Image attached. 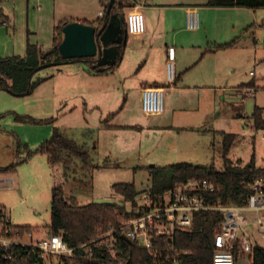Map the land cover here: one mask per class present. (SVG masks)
<instances>
[{"label":"rangeland","instance_id":"rangeland-1","mask_svg":"<svg viewBox=\"0 0 264 264\" xmlns=\"http://www.w3.org/2000/svg\"><path fill=\"white\" fill-rule=\"evenodd\" d=\"M125 1L126 4H132L130 0ZM206 10H208L207 7L199 10L201 20L202 14ZM253 11L254 16H252L251 11L247 10L233 13L232 11L218 9L213 11V14L212 11H209L212 18L207 26L208 37L213 38L215 35L220 40L228 39L229 37L234 39L236 44L232 48H225L209 54L205 60L201 61L200 68L211 69L217 66L218 69H222L219 72L221 76H218V78L223 79L222 87L225 84L253 82L255 89H242L241 99L246 98V100L236 111L230 108L228 104L225 105V95L220 90L215 94L212 91L206 92L202 96L204 103L201 105V110L203 106L209 113L207 114L209 116L207 118L209 125L205 124L204 128H208L210 131L212 129L220 131L213 133L208 131L205 136L206 141L202 140L204 135L202 134L201 136V133L191 134L187 132L178 135L173 130L169 134V129L165 130L166 128H163L161 133L158 134L156 130L149 132L150 135L146 141L147 131H143L138 125H144L147 120L139 109L136 89L131 87L130 84L135 79L132 78L133 76L124 78V58L119 60L118 68L115 72H108L104 77H99L101 80L100 84L107 89L106 94L97 100L99 108L89 105L86 108L87 111H85L84 107L80 106L73 114L66 109H61L62 112L60 113H62V116L60 121H56L54 126L62 134L85 146L94 162L99 165L101 163L106 165V167H101V169H82L79 165H75L77 167L75 173H71L64 183V195L66 197L72 196L78 204L85 205L91 202L119 201V196L114 194L111 188L115 183H133L138 191L143 190L144 187L151 186V175L146 168L137 169L135 165H137L138 161H143V163H147L146 166L148 167L152 164L153 153L158 156L159 150L167 147V152L172 156V159H176L175 163L186 162L203 166L213 165L217 170H220L223 168L221 131L234 133L238 136L228 154L233 163H248L252 155H254L255 164L264 166V129L253 131L250 129L248 122V120H252V113L255 107L262 109V118L264 120V9ZM233 17L236 21L233 20ZM253 17H255L259 26L254 24ZM230 20L237 23H235L234 29L230 30V35L228 36V33L223 31V25H227V23L231 22ZM205 27L206 25L202 26L200 34L205 31ZM22 29V24H17L13 36L19 38ZM191 33L187 30L185 31L186 35H191ZM41 37L44 40V35H41ZM31 39L34 41V37H31ZM209 40L211 41L209 48L212 49L215 46V42H212L210 38ZM204 45L207 46L206 44ZM51 68L39 71V75H42L43 72L46 73ZM195 70L201 69L195 67L190 72L193 73ZM250 71L255 74L253 77L249 75ZM124 83L127 84L128 88L127 96L124 95ZM247 90H252L254 96H248L246 94ZM235 96L238 97L236 94ZM29 98L28 95L17 97L6 91H0V166H7L14 162L17 152H22L21 156L25 155L23 147H20L18 151L17 141L22 146L27 145L30 150H34L51 135L52 126L50 124L19 122L15 120V114L29 115L33 118L35 117V119L52 116L59 117L58 108H52L49 111L45 110L40 103L34 104L28 101ZM212 99L215 101L211 102ZM221 107L224 108V116L220 120L217 115L219 117L222 112ZM200 112L198 111V113ZM236 113H239L244 118H234L233 116ZM37 114L41 117L34 116ZM108 114L114 115L103 123L112 125V127H103L101 129V121ZM211 115H213V119ZM86 126L90 128L93 134L96 135L97 133L104 136L100 137L102 139L100 143L101 149L106 145V149H111L113 152L124 153L133 150L140 152V155L144 157L139 160L140 158L134 155L135 165L132 164L133 160L129 157L117 160L109 159V161L104 163V158L97 157V154L91 152L92 146L88 139L84 137L87 129L84 130V133L82 130ZM156 134L157 137L159 136L157 140L160 139L161 142L159 147H157L158 150L153 148ZM0 180V206L4 208L5 219L14 225L37 226L39 229L36 234L37 237L38 235H44V229L50 221L52 184L46 156L36 155L30 165H24L15 173L0 174ZM246 215L255 223V213ZM247 229L252 231L256 227L252 224ZM36 235L33 236L35 237ZM34 237L33 239H35ZM45 262V264H59V257L51 254L47 255ZM235 264H251L249 254L244 253L243 257L239 256Z\"/></svg>","mask_w":264,"mask_h":264},{"label":"crops","instance_id":"crops-1","mask_svg":"<svg viewBox=\"0 0 264 264\" xmlns=\"http://www.w3.org/2000/svg\"><path fill=\"white\" fill-rule=\"evenodd\" d=\"M130 1L132 2V6L125 12L126 43L123 46V53L120 60L124 58V78L133 76L132 78L135 79L130 84L131 87L136 89L138 94L137 103L139 104L140 111L139 96L142 88L152 85L166 87L164 111L159 115L146 116L143 114L147 121L144 125L140 124L138 127L143 129V131H147L148 135H146V141L149 138V132L151 133L156 130L158 134L161 133L163 128H166L165 130L169 129V134H171L173 130H175V133L178 135L187 132L191 134L201 133V136L202 134L204 135L202 140L206 141L207 139L205 136L208 134V131L212 133L220 131L214 129L210 131L208 128H204L205 124L209 125L207 121L209 117L207 114L209 113L203 106V111L201 110V105L204 103L202 96L206 92L212 91L215 94L220 90V92L225 95V105L228 104L230 108L236 111L246 100V98L242 100L240 96L244 88L255 89L253 82H238L230 85L225 84L222 87L221 84L223 79L218 78V76H221L219 72H221L222 69H218L217 66L211 69L200 68L201 61L205 60L209 54L225 49L224 47H218L219 45L228 44L233 41L231 46L226 47L232 48L233 45L236 44L234 43V39H230L229 37L224 40L218 39L215 35L213 38L208 37L207 26L212 18L209 11H212L213 14V11H217L218 9L232 11L233 13L247 10L251 11L252 16H254V11L238 7H207L204 5L206 0ZM105 2L106 0H0V58L7 56H23L27 39L43 50L49 49L52 43L54 26L65 20H73V22L80 23L88 21L94 23L92 26H100L98 21L103 18V14L100 15L99 12L104 11ZM206 7L208 10L202 14L201 20L199 10ZM190 9H196L199 13L200 27L195 31H190L185 28L186 12ZM233 20L236 21L234 17ZM253 20L254 24L259 26L255 17H253ZM3 21H5L4 24L2 23ZM230 21L231 22L227 23V25H223V31L228 33V36L230 35V30L234 27L235 23H237L232 22V20ZM17 24H22L23 28L19 38L13 36ZM205 25V31L200 34L202 26L204 27ZM186 30L192 32L191 35H186ZM41 35H44V40ZM31 37H34V41ZM209 38L212 42H215V46L212 47V49L209 48L211 44ZM168 48L174 49V68L176 74L175 81L170 85L166 83L165 72V63L167 59L166 51ZM118 63L113 71H100V73L89 70L85 63L78 61H71L60 66H53V68L48 67L51 68V70H47L46 73L43 72L42 75H39L38 71L35 76L44 79L36 86L32 93L28 95V97H30L28 101L34 104L40 103L42 108L48 111L52 108H58L59 117H55L54 124L56 121H60L62 116V113H60L62 112L61 109H66L69 113L73 114L80 106H83L85 111H87L86 108L89 105L99 108L97 100L105 95L107 90L100 84L101 80L99 77H104L108 72H115L118 68ZM195 67H199L201 70H195L191 73L190 71L195 69ZM254 75L255 74L250 76L253 77ZM127 90V84L124 83L125 96H127ZM235 94L238 97H236ZM235 99H237V101H235ZM68 101H70V103H68ZM214 101V99L211 100V102ZM221 109L222 112L219 117L217 115V118H220V120L224 116V108L221 107ZM198 111L201 112L198 113ZM110 115L111 114H108V116ZM34 116L41 117L38 114ZM233 117L239 119L244 118L239 113H236ZM211 118L213 119V115H211ZM103 122L104 120L101 121V129L103 127H112V125L104 124ZM248 122L251 130H260L254 127L252 120H248ZM53 126L51 128V133ZM85 129H87V132H85L86 136L84 137L88 139V142H90L92 146L91 152L97 154V157L104 158V162L109 161V159L117 160L129 157L132 158V164L135 165L134 155L137 158L139 157V160H142V157H144L140 155V152L133 150L124 153L113 152L111 149L107 150L106 145L101 149L100 143L102 139L100 137L104 136L98 135L97 133L96 135L93 134L87 126L82 129L83 133ZM222 133L227 132L221 131L220 136L223 142ZM157 134L153 143V148H157L161 144L160 139L157 140L159 137H157ZM237 137L236 135L235 140ZM167 151L168 147L166 149L161 148L158 152V156L153 153L151 158L152 164L149 166L161 167L167 166V164L171 165V163L174 164L176 159H172V156H170ZM35 157L36 155L27 159L25 163L17 167L16 171L24 167V165H30ZM92 162L98 164L94 162L93 159ZM75 164L80 166L79 161H76ZM102 164L103 163L100 165ZM146 164L147 163H143V161H138L135 168L145 169L147 168ZM47 231L48 229L45 228L44 235H38V237L34 234L36 236H33L35 239L32 238V241L36 242L41 238L47 237ZM45 263L46 262H44V264Z\"/></svg>","mask_w":264,"mask_h":264},{"label":"trees","instance_id":"trees-1","mask_svg":"<svg viewBox=\"0 0 264 264\" xmlns=\"http://www.w3.org/2000/svg\"><path fill=\"white\" fill-rule=\"evenodd\" d=\"M109 0H106L103 11V18L98 23L103 24L106 17V8ZM125 3V4H124ZM207 7H238L250 10L264 9V0H206ZM132 4H126L125 0H115L110 14L121 18L120 26L125 33V12ZM73 22L65 20L59 22L53 28V38L49 49L43 50L36 44L26 40L25 53L23 56H7L0 58V91H6L13 96L23 97L32 93L36 86L44 78L36 77L37 68L46 63H57L60 66L71 61L85 63L89 70L100 73L96 68H92L94 58H82L63 60L58 52V45L62 40V27ZM3 24L5 21L2 22ZM84 25H93L94 23L83 21ZM233 41L219 45L218 47H229ZM123 46L119 48V55L115 65L105 72L113 71L118 61L121 59ZM114 114L107 116L104 122ZM15 120L19 122H32L33 124H50L53 126L55 117L47 119H35L29 115H14ZM252 121L256 129L264 128L262 118V109L255 107L252 113ZM222 159L223 168L217 170L213 165L199 166L186 162L174 163L167 166H152L146 169L151 175V192L160 194L175 184L185 182L189 179H202L212 183L215 191L208 195L209 202L215 204L243 205L251 190L249 185L253 181L264 176V166H257L254 162V155L246 164L233 163L229 158V150L234 142L236 135L233 133H222ZM18 151L23 147L22 152L15 154V161L7 166H0V174L14 173L17 167L27 161L34 155L41 154L47 157V163L51 174V200H50V221L45 227L48 229V235L59 234L63 242L69 248L75 249V254H81L82 251L77 248L112 228L122 225L130 216L125 211L124 205L119 201L91 202L80 205L72 196L64 195V183L71 173H75L77 167L75 162L79 161L82 169H97L106 167L92 162L90 153L81 144L62 134L53 126L50 137L43 140L34 150H30L27 145L17 141ZM105 163V162H104ZM75 164V165H74ZM107 164V163H106ZM114 194L119 198L132 200L138 194L137 188L133 183H115L111 186ZM223 217L219 212L207 211L197 212L193 216V226L191 232L177 233L176 240L178 246L189 252L186 257V264H209L212 252V242L214 234L219 229ZM4 208L0 206V223H5ZM13 230L23 234L31 232L33 235L39 232L37 226L14 225ZM12 259L4 258L5 252L0 248V264H44L45 260L39 258L35 251L30 247L20 244L11 247ZM117 253L125 257L129 264H149V252L139 248L134 243H129L118 236ZM243 257V254H241ZM62 264H91L80 258H62ZM251 264H264V248L258 247L253 253Z\"/></svg>","mask_w":264,"mask_h":264},{"label":"built area","instance_id":"built-area-1","mask_svg":"<svg viewBox=\"0 0 264 264\" xmlns=\"http://www.w3.org/2000/svg\"><path fill=\"white\" fill-rule=\"evenodd\" d=\"M99 14L102 15L103 11ZM199 27L198 11L188 10L185 28L195 31ZM166 55V83L170 85L176 78L174 49L168 48ZM249 74L253 75V72ZM165 94L166 87L163 86L142 88L139 96L142 113L146 116L161 114ZM246 94L253 95L252 90H247ZM248 187L251 192L243 205L210 203L208 195L215 191V187L202 179L177 183L160 194H153L150 185L144 187L133 201L120 199L125 211L130 213L124 223L81 244L77 248L82 251L79 255L75 254V249L65 245L59 234H50L33 242L31 232L21 234L13 230L12 223L6 220L0 223V248L7 260L12 259L11 247L20 244L30 247L43 260L50 254L59 257V264H62V258H80L91 264H129L117 253L119 236L148 251L149 264H186V257L190 254L178 246L176 234L191 232L195 213L213 211L221 213L223 219L213 237L209 264H235L244 253L249 254L252 263L255 249L264 248V176L256 178ZM250 213L256 214L255 223L246 215ZM252 224L257 230L247 229Z\"/></svg>","mask_w":264,"mask_h":264},{"label":"water","instance_id":"water-1","mask_svg":"<svg viewBox=\"0 0 264 264\" xmlns=\"http://www.w3.org/2000/svg\"><path fill=\"white\" fill-rule=\"evenodd\" d=\"M114 1L109 0L105 20L100 26L70 22L62 27V40L58 45V52L63 60L94 58L92 68L98 71L109 69L116 64L119 48L125 45L126 36L120 26L121 18L110 14ZM56 64L46 63L40 65L37 70Z\"/></svg>","mask_w":264,"mask_h":264}]
</instances>
